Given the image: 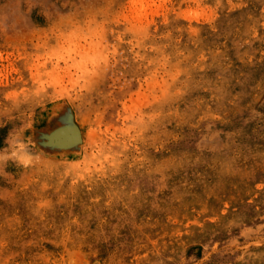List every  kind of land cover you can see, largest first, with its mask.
I'll list each match as a JSON object with an SVG mask.
<instances>
[{
  "label": "rangeland",
  "instance_id": "374dc122",
  "mask_svg": "<svg viewBox=\"0 0 264 264\" xmlns=\"http://www.w3.org/2000/svg\"><path fill=\"white\" fill-rule=\"evenodd\" d=\"M0 264H264V0H0Z\"/></svg>",
  "mask_w": 264,
  "mask_h": 264
}]
</instances>
